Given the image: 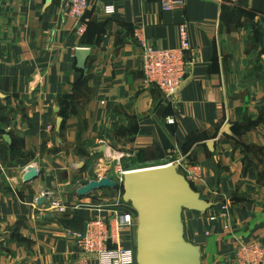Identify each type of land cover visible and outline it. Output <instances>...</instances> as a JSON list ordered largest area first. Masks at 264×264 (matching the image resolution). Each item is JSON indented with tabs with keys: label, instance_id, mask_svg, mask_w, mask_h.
I'll list each match as a JSON object with an SVG mask.
<instances>
[{
	"label": "crops",
	"instance_id": "crops-1",
	"mask_svg": "<svg viewBox=\"0 0 264 264\" xmlns=\"http://www.w3.org/2000/svg\"><path fill=\"white\" fill-rule=\"evenodd\" d=\"M183 2L165 14L159 0H89L79 35L66 0H0V264L76 263L74 233L124 209L119 187L79 193L111 168L105 155L130 171L184 156L199 166L191 186L211 207L182 223L200 264L264 247V0ZM182 23L187 76L166 98L143 82L140 42L175 48ZM135 230L134 219L120 232L124 247Z\"/></svg>",
	"mask_w": 264,
	"mask_h": 264
},
{
	"label": "built area",
	"instance_id": "built-area-1",
	"mask_svg": "<svg viewBox=\"0 0 264 264\" xmlns=\"http://www.w3.org/2000/svg\"><path fill=\"white\" fill-rule=\"evenodd\" d=\"M66 1L68 15L77 22L76 33L82 35L85 26L81 21L88 8L89 0ZM183 5V0H159L160 10L165 14L179 11ZM103 11L113 13L114 9L107 6ZM178 29L179 43L175 48L164 49L140 42L143 82L145 85L160 90L166 98L173 97L182 88L189 65L186 54L191 50V45L187 25L182 23ZM168 123L172 124L173 121L168 120ZM105 158L107 157L105 156ZM186 158V156L181 157L170 164H176L185 179L189 183H193L201 176L200 168L198 165L185 164ZM114 168L117 169V173L114 174L116 177L113 180L116 184L121 185L126 172L121 169L120 161L117 158L114 160ZM96 176L99 179V175ZM51 208L63 210L58 203H53ZM110 212L113 214L112 218L100 210L95 217L86 222L82 231L74 233L75 245L82 255L75 264H89L90 256L96 257L97 264H136L135 248L124 247L120 238L122 230L133 226L135 217L130 213H118L116 210ZM235 261L236 264H264L263 245L257 241L239 244Z\"/></svg>",
	"mask_w": 264,
	"mask_h": 264
},
{
	"label": "water",
	"instance_id": "water-1",
	"mask_svg": "<svg viewBox=\"0 0 264 264\" xmlns=\"http://www.w3.org/2000/svg\"><path fill=\"white\" fill-rule=\"evenodd\" d=\"M87 56L88 51H76L78 68H83ZM37 176V171L30 168L23 181L31 182ZM114 187L115 182L104 177L87 182L79 193ZM121 187V200L136 215V264H200L199 247L184 239L182 215L205 213L211 204L201 199L175 166L129 172L124 175ZM42 201L39 199L38 203Z\"/></svg>",
	"mask_w": 264,
	"mask_h": 264
},
{
	"label": "rangeland",
	"instance_id": "rangeland-1",
	"mask_svg": "<svg viewBox=\"0 0 264 264\" xmlns=\"http://www.w3.org/2000/svg\"><path fill=\"white\" fill-rule=\"evenodd\" d=\"M101 156V155H100ZM106 156V155H105ZM107 158H105L104 157V160L105 161H102V160H100V162H102V166L104 165V168L103 169H101V171H103L106 167H107V165L109 166V167H111L112 168V170H111V168L110 169H108L106 172H104V173H101V174H103V176L104 177H108V178H110L111 179V176H109V174H116L117 173V169H114V160H113V158H111V157H108V156H106ZM144 168H149V167H139V168H137L136 170H138V169H144ZM124 171H127V170H124ZM178 172H179V170H177ZM111 172V173H110ZM180 173V172H179ZM98 174V173H97ZM96 174V175H97ZM181 174V173H180ZM182 175V174H181ZM96 178V177H95ZM97 179V178H96ZM95 180V179H94ZM112 180V179H111ZM112 181H114V180H112ZM116 184V183H115ZM191 184V183H190ZM116 187H119V189H120V194L122 195V193H121V190H122V187H121V185H118V184H116ZM135 220H136V217H135ZM136 223V222H135Z\"/></svg>",
	"mask_w": 264,
	"mask_h": 264
},
{
	"label": "bare ground",
	"instance_id": "bare-ground-1",
	"mask_svg": "<svg viewBox=\"0 0 264 264\" xmlns=\"http://www.w3.org/2000/svg\"><path fill=\"white\" fill-rule=\"evenodd\" d=\"M66 3H67V1H66ZM84 16V15H83ZM106 156H108V157H111V156H109V155H106ZM111 158H113V157H111ZM179 160V159H178ZM177 161V160H176ZM172 162H175V161H169V162H167L166 164H164V165H161V166H165V167H167V166H175L176 167V169L177 170H179L178 169V166L176 165V164H170V163H172ZM156 167H160V166H156ZM150 168H154V167H149V168H144V169H138V170H127V171H124V172H126L125 174H127V173H129V172H133V171H143V170H148V169H150ZM180 172V171H179ZM98 175H99V179H98V177L96 176V178L97 179H95V181H99L100 179H102V178H104V176H103V174H101L100 172L98 173ZM106 178V177H105ZM110 179V178H109ZM112 180H113V178H111ZM110 179V180H111ZM111 180V181H112ZM92 181V180H91ZM123 181V180H122ZM115 182V181H114ZM122 184V183H121ZM124 213H128V212H124ZM135 222H136V220H135ZM133 224H134V220H133ZM123 231V230H122ZM121 231V232H122Z\"/></svg>",
	"mask_w": 264,
	"mask_h": 264
},
{
	"label": "trees",
	"instance_id": "trees-1",
	"mask_svg": "<svg viewBox=\"0 0 264 264\" xmlns=\"http://www.w3.org/2000/svg\"><path fill=\"white\" fill-rule=\"evenodd\" d=\"M121 193H122V190H121ZM120 205H122V207L124 208L122 209L123 212H128L132 214L134 217H136L135 213L130 209L129 205L125 204L121 199H120Z\"/></svg>",
	"mask_w": 264,
	"mask_h": 264
}]
</instances>
